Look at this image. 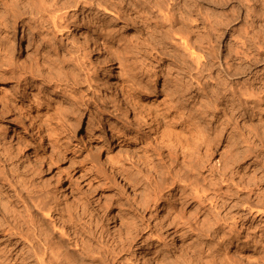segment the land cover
I'll use <instances>...</instances> for the list:
<instances>
[{
	"label": "rangeland",
	"instance_id": "374dc122",
	"mask_svg": "<svg viewBox=\"0 0 264 264\" xmlns=\"http://www.w3.org/2000/svg\"><path fill=\"white\" fill-rule=\"evenodd\" d=\"M37 1L51 5L50 10L42 15L35 10L23 14L22 8L16 15L0 10L9 22L0 33V56L6 57L1 68L10 70L6 65L11 64L20 77L0 83V199L11 216L6 224L12 226L28 214L32 227L38 233L44 230L50 243L64 251L77 249L71 223L87 245L97 248L113 241L111 263H103L102 254L95 251L76 264H142L134 250L147 244L156 247L150 256L161 264H264V101L259 102L258 114L248 110L246 116L243 104L229 97L234 85L219 84V72H207L195 63L194 57L205 55L194 38L189 52L181 50L179 36L168 33L176 32V25L164 18L176 10L162 6L158 11L152 5L156 0ZM178 2L170 0L175 9ZM240 2V24L245 21L263 31L264 0ZM2 3L9 6L11 1ZM108 15L117 16L128 31L119 23L107 25ZM79 21L91 23L86 33L102 53L109 54L103 68L76 42L74 24ZM92 24L103 27L97 30ZM230 41L229 32L215 45L223 64V47ZM206 62L202 57L201 63ZM108 75L135 96L155 94L153 102L168 112L164 116L165 111L153 106L161 126L166 128L170 123L166 118L175 116L171 136L152 135L143 120L137 121L134 103L127 104L126 112L115 110ZM4 88L14 93L9 99ZM228 113L233 114L230 123ZM248 121L261 126L258 137L248 136ZM195 127L214 140L208 158L201 155L204 149H194L195 135L184 134ZM184 136L189 145L182 149L179 141ZM229 137L233 155L249 145L257 149L232 169L233 175L227 174L232 165L225 154ZM18 139L29 156L16 154ZM147 158L155 168L147 166ZM202 191L208 199L200 205L197 195ZM160 197L166 201L155 214V199ZM39 202L45 205L43 210L35 208ZM211 202L217 203L213 210ZM1 214L0 207V219ZM165 232L182 240L181 250L170 252L173 244L161 243ZM168 252L165 260L163 254Z\"/></svg>",
	"mask_w": 264,
	"mask_h": 264
},
{
	"label": "bare ground",
	"instance_id": "6f19581e",
	"mask_svg": "<svg viewBox=\"0 0 264 264\" xmlns=\"http://www.w3.org/2000/svg\"><path fill=\"white\" fill-rule=\"evenodd\" d=\"M2 1L3 0H0V10L3 9V11L6 12V14H10V15H11V13L13 15H16L18 10L21 8L24 10L23 14L25 12H29V11L31 12L32 10H35L42 15V14L46 13L48 10H50L49 7L51 6V5L50 6L46 5V3L44 1H37V0H10L11 4L9 3L10 4L9 6H7L6 4H3ZM172 1H174V0H172ZM200 4L207 5L208 7L213 8V10H207V7L206 8H203L202 6L199 7ZM152 5L158 11H159V7L161 8L162 6H164V8L166 7L165 9L166 10L168 9V11L176 10V12L174 11L173 13L169 14V16H166L164 14L165 15L164 18L166 19L165 20L166 22L168 21L172 25L173 24L176 25V27H177L175 29L176 32H171L170 30L172 28H169L170 32H168V33L170 35H172V33H175L176 35L179 36L178 38L181 41L180 46L182 47L181 50L189 52L190 48H191L190 45H192L191 43L189 44V42H191V40L193 41V39H191V38H194L195 42L194 41L193 42L195 44H197V46L196 45L195 46L198 47L200 49V51L202 50L204 52V55H205V56H202L199 54V56H196V57L193 56L194 58H196L195 63L198 65V67L204 66L203 68L205 70H207V72H210V73H212L214 71L219 72L220 75H217V78H216L217 80L220 81L219 84H221L223 86L224 85L227 86L229 84L234 85L231 88V90L229 89L230 90L229 97L236 99V101H238L239 105L243 104L242 105V111H244L245 115L247 116L248 110H250V112H253L254 115L258 114L260 111L259 105L262 104L264 101V29H263V31L255 30L252 26L247 25L245 23V21L242 24H240V21H239L240 13L243 10V5L241 4L240 0H182V1L180 0V2H178L176 4V7H177L176 9L174 8L175 4L172 5L170 3V0H156V2H154V4H152ZM230 5H233L232 8L227 10V8ZM105 8H106V6H105ZM216 10L220 11V13H215ZM105 11H108V10H105ZM166 14H168V13H166ZM115 15L114 16L108 15L105 23H107V25H114V24H118V23L120 24L118 17ZM7 17L6 16H0V33H2L6 29V27L8 26L9 22H8ZM152 19L150 18L149 20H152ZM165 21H163V23ZM166 22H165V24H166ZM163 23H161V24H163ZM90 24H88L86 22H80V21L76 22L74 24V35L76 37V42L81 46L80 48H82L86 57L97 61L98 66L100 68H103L105 65V61L107 59V56L109 54L107 55L106 53L105 54L102 53L99 46H97L98 44L95 45L91 41L90 36L86 33V30L91 27ZM100 25H102V24H92L94 29H97V30L100 29ZM167 25H169V24H167ZM102 27H103V25H102ZM119 27L122 28L123 30L128 31V28L126 26H124V24H120ZM160 30H161V27H160ZM165 30H166V28H165ZM151 32H153V31H151ZM229 32H230L231 41L229 43L227 42V44L223 47V53H224V57H223L224 58V64H223L219 60L220 58H219L218 53L215 50V45H216V43L220 42L221 39L223 38V36L227 35ZM159 33H161V32H159ZM153 34H154V32H153ZM163 35H165V34H163ZM170 35H169V37H170ZM172 36H174V35H172ZM148 39L150 40V38H148ZM169 39H171V37ZM0 48H1V46H0ZM186 52H185V54H186ZM190 54L195 55L193 53V51ZM180 57H181V55H180ZM189 57L191 58L192 56L190 55ZM202 57H205V59L207 58V62L205 64L201 63ZM215 57H216V60L217 59L218 60L217 61L215 60V62H214L213 58H215ZM0 58H1L0 59V83L2 85H6L10 80H13V79L18 80V78H20V77L17 75V72L12 70V69H14L15 66H13L11 64L6 65L7 67L12 68L10 70L9 69L5 70V69L1 68V66L3 65L4 59L6 57L4 58L3 56H0ZM197 65H195V66L197 67ZM246 76H250V78H253V77L254 78L252 81L249 78L242 83L237 82V81H239L238 80L239 78L246 77ZM106 82L108 83V86L113 87L114 92H115L114 96H112L113 97L112 99L114 102L113 105L116 106L115 110H118V112L119 111H125L126 110L125 107L127 106V104L129 102H131V104L134 103L138 107L137 108L138 112H136V114H135L137 116L136 117L137 121L139 122V120H141V121L143 120L145 122V124L147 125V128L152 132V135H156V133L159 134V132H160L163 137L165 136V138H167L166 136H171L172 130L174 128L170 124L175 120V116L170 114L166 118L170 122L168 124V126L166 128L161 126V123L159 122V119L156 115L157 113L155 114V112L153 111L154 105H155V107H157V109L159 108L160 110H162V106L159 105L160 103L158 104L157 102H153L155 100L154 99L155 94H148L147 96H140V95L135 96V94L133 92H131L127 89L128 87L127 88L125 87L126 85H123L121 83L118 84L115 81V79L113 78V76H111V75L107 76ZM220 88H222V87H220ZM4 89H5L4 96L6 97V99H9V97L11 95H13L14 93H13V91H11V89L9 90V88H4ZM222 90H220V91H222ZM224 90H225V88H224ZM50 93L53 94V92H50ZM219 94H220L219 96H221V93H219ZM224 98H226L225 95H224ZM260 101H262V102H260ZM259 102H260V104H259ZM252 104H254V105L250 106ZM196 106H197V104H196ZM166 110H162V111H165L164 116L168 115V112H166ZM134 118H135V116H134ZM232 119H233V114H229V116L227 117V122L230 123L232 121ZM259 122L262 123V119ZM248 123H249L248 124L249 126L248 127L246 126V127L247 128L251 127L250 130L247 131L248 136H255V137L257 136L258 137L260 135L259 133H260V127L261 126H258V125L255 126L256 124H258L255 121H248ZM110 124H112V123L110 122ZM136 125H140V124L138 123ZM194 126H196V125L194 124ZM87 127H88V129H90V127H92V126L89 125ZM98 129L99 128H93V131H97ZM91 131L92 130H89V132H91ZM185 131H187V129ZM203 132L204 131L201 129V127H200V129L195 127V129L192 130L191 132H189V130H188L187 133L185 132L184 134H185V136L189 135V137H190L191 134L193 133L195 135V136H193V140L195 142L192 140L195 144V145L193 144V146L195 147L194 149H196V152H199V151L201 152L202 149H204L203 150L204 153L203 154L201 153V155L208 158L209 156H211L210 150L214 149L213 148L214 142L212 143V141H214V140L206 137L203 134ZM185 136H184L183 140H181V141L178 140L179 144L182 143L181 144L182 149H184L185 147L187 148V146L189 145V143L187 142L189 139L187 138L188 139L187 140L185 138ZM232 139L233 138L229 137V139H228L229 142H228V145L226 146L227 149L225 151V154L228 153L229 161L231 162L232 165H231L229 171H227V169H224V170L227 171V174L230 173V175L231 174L233 175L232 169L234 167L239 166V164L243 160L250 158V156L254 155V152H256V150H257L256 148L253 149V147L249 145L245 149V151H243L242 153L236 152L238 154L235 153L233 155V153H234L233 150L235 151V147H234V143L231 141ZM174 141H176V140H174ZM234 142H236V141H234ZM15 149H16L17 155L26 156V157L29 156L27 147L22 140L18 139L16 141ZM182 154H184V152ZM198 154L200 155V153H198ZM34 158H37V155H34ZM198 161L200 162L199 157H198ZM195 165H196V163H195ZM147 166L151 169L155 168V164L152 161H150L148 158H147ZM202 169H204V168L202 167ZM198 170H199V168H198ZM166 171H168V170H166ZM168 172L170 173V171H168ZM210 172H212V171H210ZM223 175L225 176V174H223ZM231 177H233V176H231ZM206 179H208V178H206ZM255 182L257 184V181H255ZM209 183H210V181H209ZM253 183H254V181H253ZM37 192H39V191H37ZM206 198L207 197H206L204 191H202V194L197 195V203L202 205L208 199V198L207 199ZM165 201H166L165 197L164 198L160 197V198L155 199V204H154V209H153L155 214H157L158 211H161V207ZM40 203L41 202L37 203L34 206H35V208L37 207L38 209L43 210L45 208V205L40 206L39 205ZM210 204H211V207L209 206V208H212V210L217 207V203L214 204V202H211ZM0 207L2 209V214H1L2 218L0 219V232L2 234H4V237H2V239H0V264L1 263H16V264H62V263L73 264L74 263V264H76V263H83L84 257L88 258L89 256H92V254L95 251H98V253L102 254L101 256H103V258H104L103 263H111L112 261H114L113 259L115 257L114 256V252H115L114 250L115 249H114L113 241L110 243L109 240H107L105 243H103L101 246H98L97 248L93 247L92 245H87L86 243H84L83 240L80 239V236H79L80 234L79 235L77 234L78 230L76 229V227H74L76 225L71 223L69 217H68L67 221L69 224L71 223L69 225V228L72 227V229H73V231H72V235H74V238H73L74 244L73 245H74V248H77V249H72L69 251L67 249V251H64L63 246L58 245V244L53 245L52 243H50V241L48 239V235L46 233L44 234V230L43 231L39 230V233H38V231L34 227H32L34 225L33 224L34 222H33L32 218L30 217V215H28V214H24V217H22L20 220H18L16 222V224H14L12 226H10V224H6L7 221L8 222L10 221L11 216H10V214L6 213V211H5L6 205L4 204L2 199H0ZM203 207H205V206H203ZM249 212H250V210H249ZM213 224H214V227H217L216 225H218V223H214V222L212 223V225ZM126 237H128L127 241L131 240L130 233H127ZM181 241L182 240H175L171 236L170 232H165L164 240L161 243L164 245H167L166 242L172 243L173 246L170 248V252H171V251L182 249L183 243H181ZM123 243H125V241ZM67 245H69V243H67ZM155 248L156 247L150 246V244H147L146 246L137 248L134 251H135L137 256L140 255V259L142 260V264H161L158 262V260H156L155 258L152 259L150 256L151 253L158 251ZM62 250L65 253H63ZM100 250H101V252H100ZM163 250L160 249L159 253L162 252ZM101 256L99 257V259L101 258ZM168 256H169V252H168V254H165V253L163 254V257L165 258V260H168V258H169ZM162 261H163V259H162ZM165 264H180V263L176 261V263H173V262L172 263L171 262L166 263L165 262Z\"/></svg>",
	"mask_w": 264,
	"mask_h": 264
}]
</instances>
